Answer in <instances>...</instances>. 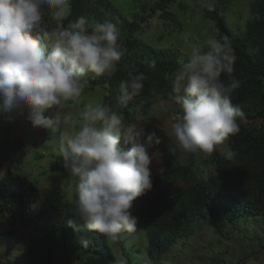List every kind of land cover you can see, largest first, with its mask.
<instances>
[{"label":"clouds","instance_id":"clouds-1","mask_svg":"<svg viewBox=\"0 0 264 264\" xmlns=\"http://www.w3.org/2000/svg\"><path fill=\"white\" fill-rule=\"evenodd\" d=\"M46 10H51L54 24L45 19ZM70 13V0H0V116L27 110L33 127L68 124L71 117L53 120L45 110L81 97L87 74L117 69L124 55L117 24L97 21L89 32L80 16L65 28L62 21ZM206 44L207 52L192 48L173 82L181 112L173 117L171 136L182 156L210 155L240 130L243 113L231 100L239 81L232 77L226 84L220 79L222 73L233 72L234 50L227 37L209 38ZM144 79L143 73L130 72L119 84L115 109L89 102L78 127L70 125L60 135L64 166L77 178L72 215L112 240L136 231L133 201L152 189L149 149L160 139L140 123L126 125L119 110L141 93ZM122 139L130 145L127 150L119 146ZM234 155L231 149L224 153L225 159ZM80 243L87 247L89 240L81 237Z\"/></svg>","mask_w":264,"mask_h":264},{"label":"trees","instance_id":"trees-1","mask_svg":"<svg viewBox=\"0 0 264 264\" xmlns=\"http://www.w3.org/2000/svg\"><path fill=\"white\" fill-rule=\"evenodd\" d=\"M96 1L97 4L91 6L88 0H70L71 13L62 23L68 28L78 17L89 14L99 22L112 21L127 32L120 46L124 55L117 69L102 81L106 85L103 103L115 109L120 82L127 79L130 72L144 74L141 93L126 108L119 109L124 113L127 125L133 123L135 106L140 99L147 98L151 92L168 91L170 82L167 75L180 67V53L175 48L154 49L141 44L132 36L138 26L136 18L128 21L107 2ZM172 1L157 0L152 10L156 8L162 11L161 18L175 21L165 10ZM228 1L201 0L205 15L216 28L215 39L227 37V43L236 57L233 72L222 73L220 77L226 84L231 82L232 77L239 81V87L231 96L232 103L238 105L243 113L238 118L239 132L230 135L231 150L235 155L225 159L216 149L210 154L215 172L203 179L192 170V155L179 159L167 148L164 149L169 164L151 178L152 201L141 207L139 215L147 228L148 264H163L169 248L185 236L196 222L209 224L222 236L227 225L236 228L239 222L264 221V22L258 17L264 8V0L253 1L256 16L247 20L245 30L239 32H235L225 21L224 7ZM141 19L144 20V17L141 16ZM201 49L204 52L209 50L207 44ZM148 106L149 103H145L141 107L142 113ZM21 146V138H1L0 156L5 157V154L19 150ZM119 146L125 150L130 147L123 139ZM53 168L58 167L53 165ZM38 198L39 190L31 182L10 169L6 171L0 182V213L7 214L21 226H27L37 217L33 206ZM72 219L75 220L73 226L68 224L69 219H62L33 241L26 252V264H77L72 257L76 251L87 255L82 264H114L115 256L106 236L89 230L80 218ZM9 232H0V238ZM81 237L89 240L87 247L80 243ZM57 251L61 252L62 260L59 262L54 261Z\"/></svg>","mask_w":264,"mask_h":264},{"label":"rangeland","instance_id":"rangeland-1","mask_svg":"<svg viewBox=\"0 0 264 264\" xmlns=\"http://www.w3.org/2000/svg\"><path fill=\"white\" fill-rule=\"evenodd\" d=\"M117 9L128 21L137 19L138 26L133 38L141 44L154 49L175 48L180 53L179 62L189 59L193 47L206 45V40L216 38V28L205 15L201 0H174L166 5L165 10L175 19L161 18L162 11L153 9L157 0H103ZM254 0H230L224 7L226 23L235 31H244L247 20L256 16L252 6ZM94 6L96 0H88ZM261 22H264V8L260 10ZM144 17V20L141 19ZM85 28L91 32V25L98 20L87 14ZM45 19L55 23L51 10L45 13ZM120 29V28H119ZM127 32L120 29L118 45L121 46ZM139 49V47H137ZM181 67V64H180ZM179 67V68H180ZM178 68V69H179ZM178 69L169 73L167 78L170 88L166 92H151L136 104L133 123H140L147 133L156 132L160 143L149 149L152 162L149 165L150 179L158 174L169 160L164 154L167 148L179 159H185L177 150L175 139L171 136V124L175 114L181 112L173 93V82ZM89 73L85 79L87 84L81 97L66 102L62 107L46 109L44 115L50 119L71 117L68 124L58 128L33 127L26 119L27 110L23 113L13 111L0 116V139L4 137L21 138V149L0 156V182L8 169L31 182L39 190V198L33 206L36 219L27 226L12 221L5 213H0V264H26V252L33 241L39 239L52 224L62 219L76 218L72 215L74 192L77 178L65 168L59 152L60 135L69 130L70 125L78 127L81 122L80 113L89 102L103 103L106 89L102 83L104 77ZM149 103L145 113L141 107ZM106 105V104H104ZM107 106V105H106ZM231 149L230 136L217 150L224 156ZM194 174L207 179L215 172L210 155H192ZM57 165V169L53 168ZM152 189L133 201L130 209L137 217L135 232H122L116 240L106 237V241L115 256L114 264H148L147 228L140 221V209L152 201ZM79 218V217H78ZM69 245V244H68ZM58 252V251H57ZM77 264L87 258L81 251L73 254ZM61 259V252L54 258ZM163 264H264V221L255 223L239 222L236 228L227 225L225 233L218 235L207 223L196 222L187 234L179 238L166 252Z\"/></svg>","mask_w":264,"mask_h":264}]
</instances>
